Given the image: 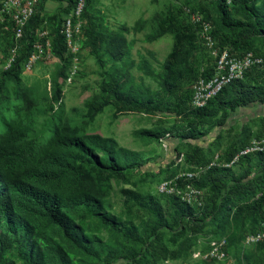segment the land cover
I'll list each match as a JSON object with an SVG mask.
<instances>
[{"label": "trees", "instance_id": "1", "mask_svg": "<svg viewBox=\"0 0 264 264\" xmlns=\"http://www.w3.org/2000/svg\"><path fill=\"white\" fill-rule=\"evenodd\" d=\"M94 1L97 0H86L81 15L83 43L98 62L100 76L98 92L86 101L89 115L114 103L127 111H175L183 115L186 126L170 130L140 128L133 134L144 142L168 134L166 138L173 139V149L177 151L182 141H197L206 135L227 110L251 104L264 107V77L257 70L264 64L250 67L242 79L224 86L205 106L188 107L186 101L190 102L192 90L189 93L183 85L196 74L188 61L196 38L195 22L184 23L175 14L154 18L143 39L153 42L165 34L172 37L169 52L155 68L149 59L156 61L152 51L146 55L149 58L142 54H138V60L132 58L135 39L126 36L144 31L149 20L138 18L131 28L125 24L112 28ZM75 2L68 0L64 16ZM197 3L203 10L209 7L206 19L233 35L232 48L221 49L227 48L235 55L252 51L261 56L251 41H264V0ZM0 16L11 23L8 30H0V38L7 34L11 40L5 44L12 46L11 17L2 12ZM63 18L57 13V24L50 31V52L57 58L50 74L56 102L61 98L59 81H64L71 65L60 28ZM44 22L45 18L34 12L24 26L14 61L0 72V264H112L117 260L125 264H158L166 258L185 260L192 245L199 243V232L211 235V239L224 238V250L234 256L235 264H256V259L261 260L256 252L244 250L242 241L248 233L259 230L264 221V152L240 155L229 166L225 164L252 137H264V117L255 131L238 138L221 153L214 152L211 159L201 145L186 142L194 147L193 154L185 157L182 153V161L177 162V153L170 161L168 166L175 172L168 179H173L187 159L191 164L182 172L209 164L217 154L216 163L197 177H179L175 181L176 187L190 181L205 190L201 205L162 192L169 200L165 209L155 195L145 197L135 189L121 188L124 213H117L108 196L112 189L109 179L113 178L115 184L127 182L131 172L143 171L146 161L140 152L119 145L112 137L89 133L82 123L65 120L60 104L55 110L50 104L45 106L34 87L21 80L22 68ZM133 68L140 72L138 76L132 73ZM213 73L214 65H209L200 76ZM145 78L155 82L156 87ZM43 95L47 97L45 89ZM139 212L144 220L137 224ZM166 232L176 243L172 251L162 243ZM255 246L261 248L264 243L244 247ZM216 262L198 259L195 264Z\"/></svg>", "mask_w": 264, "mask_h": 264}, {"label": "rangeland", "instance_id": "2", "mask_svg": "<svg viewBox=\"0 0 264 264\" xmlns=\"http://www.w3.org/2000/svg\"><path fill=\"white\" fill-rule=\"evenodd\" d=\"M189 2V3H188ZM68 3V0H67ZM94 6L99 9L106 18L108 25L112 28L125 24L129 28L132 27L134 21L138 18L148 19L149 23L146 25L144 31L138 33L129 32L126 36L128 39L134 38L135 43L131 50V56L135 60H138V54L144 56L147 55L148 51L154 53L156 61H150L155 68H158V64L162 63L169 52L172 44V37L169 34H165L153 42H146L143 37L145 32L151 30V26L154 22V18L157 16L167 17L169 14H175L177 19L182 20L184 23H194L190 16V12L197 13L204 18V21L210 25V35L213 39V45L211 48L207 47L202 39L199 37L200 23H194L196 38L192 54L189 57V62L193 66L196 74L192 81H186L183 85V89L191 93V88L194 80L200 76V73L207 69L209 65H214V52L218 51L221 47L226 46L232 48L231 40L233 35L226 31L220 30L213 20L205 18V13H208L209 7L205 10L201 9L197 0H97L93 2ZM40 7L38 0L36 2L35 11L39 12ZM65 10V9H63ZM62 10V11H63ZM69 9L66 13H68ZM189 10V12H187ZM40 13V12H39ZM41 14V13H40ZM57 14V13H56ZM56 14L43 16L45 22L43 28L38 29L36 39L33 42L31 53H34V62L31 63L29 68H25L24 64L21 71V80L28 86H33L35 94L40 101H43L45 106L52 105L55 110L59 104L64 111L65 120H70L71 123L77 122L82 123L86 128L85 130L89 133H98L103 136L112 137L116 142L129 149L137 150L142 155V160L146 161V164L142 167L143 171H133L128 175L127 182H121L115 184L113 178L109 181L112 185L108 196L113 210L117 213L123 212L124 197L121 188H132L140 194L146 196L155 195L158 197V201L163 205L165 209H168L169 200L159 191V184L164 180L174 176V167L170 165V161L174 160L176 154H184L186 157L187 153L193 154V146L186 145V142L193 145L192 143H198L204 149L206 157L213 156L214 152H222L229 144L237 140L242 139L255 131L259 126L260 116H264V107L259 104H251L248 106L237 107L234 111L227 110L224 117H219L220 123L215 124L210 131L201 137L197 141L188 140L182 141L177 151L173 149L175 142L173 139H166L165 146L159 140H152L144 142L137 138L133 132L140 128H164L166 130L177 129L187 125V121L183 115L176 114L175 111H154L146 113L142 111H127L120 107L118 103L109 104L100 112H96L95 115H89V109L86 101L93 94L98 92V84L100 81L99 66L95 58L89 54V47L84 43L83 30L80 36L74 38L75 42L79 46L76 51V61L73 59L71 50L67 48L70 54L71 65L67 71L64 81H59V91L61 98L56 102L53 95L54 90L50 81V74L54 69V65L57 62V58L54 57L50 52L51 47V36L50 31L55 28L57 24ZM83 21V19H81ZM60 23V28H61ZM82 23V27H83ZM11 27V23L7 19L0 16V30L6 31ZM11 40L10 36L3 33V37L0 38V72L4 69V63L8 57L12 46L6 45V40ZM224 40V41H223ZM223 41V42H222ZM13 42V40H12ZM252 47L256 52L264 57V41L260 39H254L251 41ZM20 45V41H19ZM18 50V49H17ZM17 54V52H16ZM75 68L74 75L68 79L70 71ZM264 77V65L257 69ZM134 76H138L140 72L136 69H132ZM145 81L150 84L153 88L156 87L155 82L148 78ZM258 82V81H255ZM44 89L47 91V97L45 98L43 93ZM189 106V100L186 101ZM259 115V116H258ZM248 117L253 119L251 124H247L244 129V120ZM244 129V130H243ZM219 135L218 137H216ZM215 137V138H214ZM214 141L215 143H213ZM213 143V144H212ZM190 161L183 162L179 166V172L190 165ZM179 176V175H178ZM170 180V179H168ZM167 180V181H168ZM160 182V183H159ZM190 183V181H187ZM185 185L174 186L176 189L172 193L178 197L181 201V195L185 188ZM191 186L192 183H190ZM198 189V187H196ZM200 190V199L197 198L196 205L203 203L205 190ZM160 194H159V193ZM162 193V194H161ZM168 194V193H166ZM136 218V223L143 222L144 216L139 215ZM199 239V243L192 245L189 250V254L186 259L177 258L176 263L186 261L188 264H195L198 258L192 255V252L201 251L206 252L209 246L206 248V242L211 239V235H204L202 232L196 234ZM222 238V237H221ZM221 238H213L212 240H220ZM162 243L167 246L169 251L176 248V243L173 242L170 232H166L162 239ZM243 249L256 252L257 255H261V260L256 259V264H264V247H244ZM230 259L235 262L234 256L230 253L228 255ZM112 264H125L123 260H117ZM216 264H218L216 262ZM235 264V263H234Z\"/></svg>", "mask_w": 264, "mask_h": 264}, {"label": "built area", "instance_id": "3", "mask_svg": "<svg viewBox=\"0 0 264 264\" xmlns=\"http://www.w3.org/2000/svg\"><path fill=\"white\" fill-rule=\"evenodd\" d=\"M37 0H1L0 12L5 13L11 17L13 23L14 44L12 45L8 57L4 63V69L9 68L11 63L16 57V52L19 47V40L22 36L24 26L28 19L34 14ZM86 0H76L73 8L64 16L61 24V33L64 36L66 46L68 50H71L74 61H76V51L79 48L74 38L80 36L82 32L81 15L84 10ZM229 2V0H227ZM189 12V10H187ZM192 21L200 23L199 37L203 43L211 48L213 45V39L210 35V25L201 19V16L197 13H191ZM34 53L30 54L26 62L25 68H29L32 62H34ZM214 73L209 76H199L192 85V94L190 98V106L192 108H200L207 104V102L213 98L224 86L231 83L234 80L242 79L246 70L254 65L264 64V60L261 56L254 54L252 51H246L242 55L232 54L227 48L219 49L214 52ZM75 73V68L70 71L68 79H70ZM161 137L159 141L165 146L166 137ZM254 152H264V137H252L249 142L239 150V152L233 157V159L226 163L229 166L231 163L237 160L238 156L245 155ZM217 154L214 156V160L205 166H197L194 170L186 172H179L175 175V178L170 180H164L159 184V191L163 193H173L176 189L171 185L176 186L175 181L179 177H185L187 180H191L204 172L211 165H214L217 159ZM183 155L180 154L177 158V162H181ZM179 175V176H178ZM177 190V189H176ZM200 196V190L191 186L190 183L185 185L182 192L181 199L187 203H195L194 201ZM200 199V197H199ZM198 201V200H197ZM244 246H250L253 244L264 243V221L261 224V228L254 233H248L243 241ZM225 239L212 240L209 242V249L206 252L196 251L192 252V255L198 259L210 260L215 259L219 264H234L228 254L224 250ZM158 264H178L175 260L170 258L163 259ZM179 264H188L186 261H182Z\"/></svg>", "mask_w": 264, "mask_h": 264}, {"label": "crops", "instance_id": "4", "mask_svg": "<svg viewBox=\"0 0 264 264\" xmlns=\"http://www.w3.org/2000/svg\"><path fill=\"white\" fill-rule=\"evenodd\" d=\"M38 4L40 7L39 12L41 13L42 16L59 13L61 17H64L65 12L63 9L67 7V0H38ZM261 117L264 116L261 115L260 118ZM252 121L253 119L251 117H248L244 120V124L249 125L252 123Z\"/></svg>", "mask_w": 264, "mask_h": 264}]
</instances>
